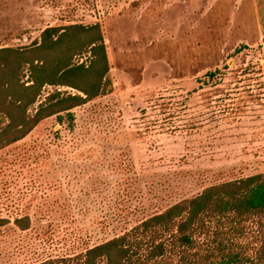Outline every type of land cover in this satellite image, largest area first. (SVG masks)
Instances as JSON below:
<instances>
[{
	"label": "rangeland",
	"instance_id": "374dc122",
	"mask_svg": "<svg viewBox=\"0 0 264 264\" xmlns=\"http://www.w3.org/2000/svg\"><path fill=\"white\" fill-rule=\"evenodd\" d=\"M75 23L100 24L107 80L73 122L0 148V264H81L139 220L264 172V0H0V47ZM55 89L75 92L46 85L30 112Z\"/></svg>",
	"mask_w": 264,
	"mask_h": 264
},
{
	"label": "trees",
	"instance_id": "16d2710c",
	"mask_svg": "<svg viewBox=\"0 0 264 264\" xmlns=\"http://www.w3.org/2000/svg\"><path fill=\"white\" fill-rule=\"evenodd\" d=\"M83 53L90 54L87 63H74ZM109 68L99 23L49 26L28 46L0 47V111L8 119L0 148L45 118L73 122L72 110L102 93ZM24 69L29 84L21 81ZM46 85L75 92L55 89L30 112ZM15 224L27 229L29 218ZM81 264H264V172L209 185L139 220L87 248Z\"/></svg>",
	"mask_w": 264,
	"mask_h": 264
},
{
	"label": "built area",
	"instance_id": "2783aa9c",
	"mask_svg": "<svg viewBox=\"0 0 264 264\" xmlns=\"http://www.w3.org/2000/svg\"><path fill=\"white\" fill-rule=\"evenodd\" d=\"M7 122H8V119L5 117V118H4V122L2 123V126H3V125L5 126V125L7 124Z\"/></svg>",
	"mask_w": 264,
	"mask_h": 264
}]
</instances>
